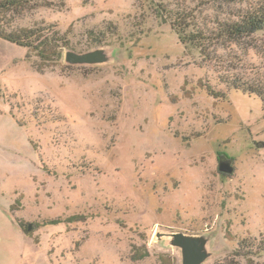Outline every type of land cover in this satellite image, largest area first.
<instances>
[{"label": "rangeland", "instance_id": "374dc122", "mask_svg": "<svg viewBox=\"0 0 264 264\" xmlns=\"http://www.w3.org/2000/svg\"><path fill=\"white\" fill-rule=\"evenodd\" d=\"M152 4L36 0L3 20L61 43L43 60L0 38V231L15 264H174L150 246L157 227L219 221L222 257L264 234V101L228 85L259 84L264 33L234 47L233 71L231 54L203 62L180 44ZM103 44L122 48L121 63H63L66 49ZM6 246L0 264H13Z\"/></svg>", "mask_w": 264, "mask_h": 264}, {"label": "trees", "instance_id": "16d2710c", "mask_svg": "<svg viewBox=\"0 0 264 264\" xmlns=\"http://www.w3.org/2000/svg\"><path fill=\"white\" fill-rule=\"evenodd\" d=\"M35 1L0 0V38L21 45L30 52H37L39 58L46 60L48 55H59L60 41L56 43L55 39H48L47 36L43 40L47 32L38 34V29L11 28L7 31L3 27V20H6L7 15L20 13ZM152 3L154 17L160 23L168 24L180 44L198 50L203 62L219 61L221 56H217L218 52L231 54L236 62L225 61L232 63L233 71L237 70L240 62L239 57L233 54L234 47L242 40L264 33V0H152ZM13 31L18 36H14ZM239 81L235 78L228 85L247 91L264 101V76L257 79L259 84L250 85ZM209 95L213 96L214 93ZM148 253L143 252L140 258L148 257ZM165 258L172 260L170 256ZM173 263L175 264V260ZM211 264H264V234L238 240L236 249L231 254Z\"/></svg>", "mask_w": 264, "mask_h": 264}, {"label": "water", "instance_id": "95a60500", "mask_svg": "<svg viewBox=\"0 0 264 264\" xmlns=\"http://www.w3.org/2000/svg\"><path fill=\"white\" fill-rule=\"evenodd\" d=\"M122 48L112 45H98L84 52L66 49L63 63L67 66L102 67L121 63ZM218 170L232 174L231 161L221 159ZM219 222V221H218ZM204 232H186L157 227L152 235L150 246L153 249L174 257L175 264H211L229 253L220 233V224Z\"/></svg>", "mask_w": 264, "mask_h": 264}, {"label": "crops", "instance_id": "0c3cea01", "mask_svg": "<svg viewBox=\"0 0 264 264\" xmlns=\"http://www.w3.org/2000/svg\"><path fill=\"white\" fill-rule=\"evenodd\" d=\"M12 226V229L14 230V231H12V234H14L15 236H16V238L18 239L19 237H21L22 235H23V233L20 231V229H19V227L17 226V223L16 222H14L13 220H12V224H11ZM7 229H4L3 231H0V244L2 245V244H6L7 246H6V258L5 259H8V260H14V262H13V264H15V263H18L20 260H22V257H17L15 254H10V252H9V247H8V242H6L5 240H4V237L6 236V234H5V231H6ZM9 263V262H8Z\"/></svg>", "mask_w": 264, "mask_h": 264}, {"label": "flooded vegetation", "instance_id": "af4514ba", "mask_svg": "<svg viewBox=\"0 0 264 264\" xmlns=\"http://www.w3.org/2000/svg\"><path fill=\"white\" fill-rule=\"evenodd\" d=\"M221 159H225V160L231 161L225 154L218 153L217 154V165H218V167H219V163H220V160ZM231 165H232V167L234 169V166H233V162L232 161H231ZM218 167H217V169H218ZM218 173L221 174L224 177L232 176V174H225L223 172H220L219 170H218Z\"/></svg>", "mask_w": 264, "mask_h": 264}]
</instances>
